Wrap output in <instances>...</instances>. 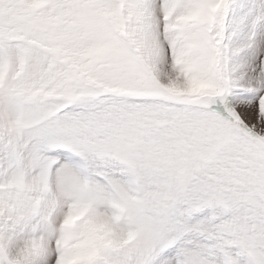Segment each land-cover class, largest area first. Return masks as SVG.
<instances>
[{
  "label": "snow or ice",
  "instance_id": "6c2138e0",
  "mask_svg": "<svg viewBox=\"0 0 264 264\" xmlns=\"http://www.w3.org/2000/svg\"><path fill=\"white\" fill-rule=\"evenodd\" d=\"M0 264H264V0H0Z\"/></svg>",
  "mask_w": 264,
  "mask_h": 264
}]
</instances>
